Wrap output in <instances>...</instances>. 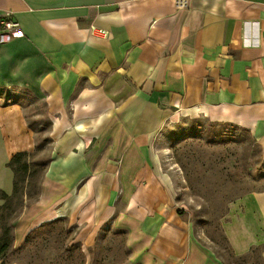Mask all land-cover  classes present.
<instances>
[{"label":"crops","instance_id":"0c3cea01","mask_svg":"<svg viewBox=\"0 0 264 264\" xmlns=\"http://www.w3.org/2000/svg\"><path fill=\"white\" fill-rule=\"evenodd\" d=\"M183 1L0 0V19L17 24L0 43V85L41 99L50 122L17 241L65 218L85 248L103 226L124 233L131 264H221L178 215L151 147L166 121L201 115L264 150V0ZM34 149L21 105L0 104L1 193H12L10 159ZM223 232L235 257L259 248L264 262V190L233 206Z\"/></svg>","mask_w":264,"mask_h":264},{"label":"rangeland","instance_id":"374dc122","mask_svg":"<svg viewBox=\"0 0 264 264\" xmlns=\"http://www.w3.org/2000/svg\"><path fill=\"white\" fill-rule=\"evenodd\" d=\"M13 87L0 85V104L14 102L21 105L38 148L25 159L32 171L22 183L20 192H25L22 200L19 195L11 204L6 203L11 207L8 211L0 210V237L8 230V236L13 238L12 249L18 250L25 239L17 241L15 232L23 233L27 218H21L29 205L37 200L36 193L51 157V144L45 103L34 99L27 90ZM154 136L152 155L158 159V169L170 177L172 186L174 183L173 205L200 251L221 264H263L259 249L235 257L223 232L233 206L241 198L264 190V150L251 134L243 128L211 122L199 115L168 120ZM4 204L2 201L0 207ZM61 220L69 231L65 243L69 242L68 247L79 246L82 256L77 251L67 257H71L67 262L60 264H131L124 233L103 226L95 243L85 248L75 238L77 226L65 218ZM32 241L38 243L39 239L34 237ZM65 246L59 242L57 248L54 245L48 247L45 241L39 242L32 251L7 257L4 264H49ZM65 257L61 256L62 259Z\"/></svg>","mask_w":264,"mask_h":264},{"label":"trees","instance_id":"16d2710c","mask_svg":"<svg viewBox=\"0 0 264 264\" xmlns=\"http://www.w3.org/2000/svg\"><path fill=\"white\" fill-rule=\"evenodd\" d=\"M43 144V143H42ZM260 146V145H259ZM38 150L37 146H35V151ZM32 154H29L27 152H19L16 153L10 161L7 163V167L11 170L13 173V187H12V193L11 195H6L4 193L0 192V200L4 201L5 204L0 207V210L8 211L11 207L7 204H11L13 200L18 199L19 195L22 197L25 195V192L21 191V188L23 190V184L26 181L27 174L32 171L30 168L27 160H25L28 157H31ZM19 174H22V177H19ZM22 184V186L20 185ZM38 194V192L36 193ZM28 196V194L26 193ZM29 197V196H28ZM7 203V204H6ZM9 207V208H8ZM69 231L66 230L63 220L56 219L44 224H41L37 228L30 231L25 240L23 245L18 250L12 249V242L13 238H10L8 236V230H5L3 236L0 237V264H4V260L7 259V257H17L20 256L26 252L32 251V247L36 246L39 242L44 243V241L48 244V247L51 245L56 246L57 244H61V246H65V248H62L60 255L56 256L54 261H50L49 264H60L62 262H67L70 258H67L68 256H73V253L78 254L82 256L81 250L79 246L76 244H73L72 246H67L69 242L65 243V237L68 235ZM34 237H38L39 241L38 243H34L32 240ZM259 249V248H256ZM254 249V250H256ZM252 250L251 252H253ZM250 252V253H251ZM66 256L65 258H61V256ZM264 264V262H263Z\"/></svg>","mask_w":264,"mask_h":264},{"label":"built area","instance_id":"2783aa9c","mask_svg":"<svg viewBox=\"0 0 264 264\" xmlns=\"http://www.w3.org/2000/svg\"><path fill=\"white\" fill-rule=\"evenodd\" d=\"M178 7H186L187 4L183 0H176ZM17 29L16 22L6 15L5 18L0 19V43H6L10 40V34ZM94 29V28H91Z\"/></svg>","mask_w":264,"mask_h":264}]
</instances>
